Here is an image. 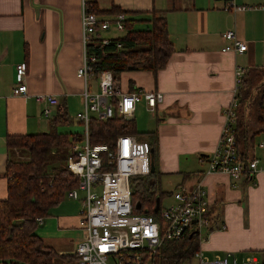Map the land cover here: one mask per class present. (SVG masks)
I'll return each instance as SVG.
<instances>
[{
    "label": "crops",
    "instance_id": "1",
    "mask_svg": "<svg viewBox=\"0 0 264 264\" xmlns=\"http://www.w3.org/2000/svg\"><path fill=\"white\" fill-rule=\"evenodd\" d=\"M227 0H0V200L7 197L5 178L7 137L49 131L46 105L36 95L57 97L75 120L83 108V83L77 77L85 49L83 6L99 11L119 9L139 20L136 29L151 24L153 12L165 13L175 52L157 75L126 72L118 85L124 92L144 90L164 96L156 113L145 101L137 104L153 120L158 152L154 162L160 187L171 194L201 183L211 204L216 227L199 251L209 260L234 254L264 261V133L250 154L258 172L238 182L224 173L207 174L225 125V109L236 98V72L264 69V10L226 11ZM237 6H264V0H235ZM92 8V7H91ZM118 15V14H117ZM116 15L104 20L113 19ZM234 31L247 45L244 53L224 52L223 34ZM109 32L106 38L125 37ZM27 65L28 96H14L16 67ZM146 138V136L144 137ZM167 201L172 202L171 198ZM169 202V203H170ZM168 203V204H169ZM83 207L66 198L38 225L37 234L59 256L54 264H78ZM225 229L218 227L223 226Z\"/></svg>",
    "mask_w": 264,
    "mask_h": 264
},
{
    "label": "built area",
    "instance_id": "2",
    "mask_svg": "<svg viewBox=\"0 0 264 264\" xmlns=\"http://www.w3.org/2000/svg\"><path fill=\"white\" fill-rule=\"evenodd\" d=\"M226 11L247 12L264 10V6H237L235 0H227ZM125 13H119L112 20L100 19L88 5L82 9V32L85 49L84 60L77 70V77L83 83L81 93L83 108L75 116L81 123L84 135L82 142L73 143L67 167L79 179L78 187L67 193L69 199L80 201L83 207L80 227L82 239L76 249L78 264H157L156 255L167 242H182L196 236L199 244L215 227L211 204L201 183L192 189H179L171 196L160 200L158 212L152 216L135 212L132 201L131 180L133 177H147L152 172V148L144 137L123 135L115 141L114 147L91 145L89 125L92 119L102 121L120 117L126 121L135 119L137 104L145 101L149 113H156L157 105L164 96L159 92L137 90L122 91L111 72H102L95 80L93 63L96 59L88 55V45L100 39L104 44L109 32L126 33ZM227 41L224 52L244 53L247 45L240 41L234 31L223 34ZM122 48V44H118ZM27 65L16 67L14 96H28L25 82ZM246 70L236 72V95ZM39 104L46 105L44 117L51 120L60 103L52 95H36ZM238 101L225 109V125L218 149L209 160L207 174L224 173L238 182L258 172L257 160H244L238 152L236 140ZM264 147V142L261 143ZM80 192L83 195H80ZM168 198L172 202L164 205ZM156 209V204L154 211ZM43 218L38 219L42 224ZM225 229L224 225L217 229ZM260 264L257 257L246 258L242 263L234 254H226L209 260L199 251L192 260L181 264Z\"/></svg>",
    "mask_w": 264,
    "mask_h": 264
},
{
    "label": "trees",
    "instance_id": "3",
    "mask_svg": "<svg viewBox=\"0 0 264 264\" xmlns=\"http://www.w3.org/2000/svg\"><path fill=\"white\" fill-rule=\"evenodd\" d=\"M88 6L100 17L110 18L121 13L119 9L102 12L94 4ZM137 22L140 21L128 17L125 37L110 39L108 44L96 39L88 45V55L96 59L93 63L96 81L102 72L107 71L120 85L123 73L151 72L157 75L167 66L175 49L165 13L153 12L148 21L151 26L145 29L137 30ZM119 43L122 48H118ZM258 82L261 84L257 85ZM236 99L238 152L248 161L256 147L257 137L264 133V69L247 71ZM75 122L82 127L66 108L59 106L56 115L49 121L48 132L7 137V197L0 200V264H54L59 256L38 236V219L48 217L53 208L68 198L67 193L78 187L79 179L70 173L67 161L72 154L73 143L82 142L84 135L82 130L75 133L61 130ZM89 135L91 145H107L110 148L114 147L119 136H140L135 119L126 121L117 116L107 121L92 119ZM143 135L147 136L154 151L155 162L157 132ZM159 176L154 171L147 177L132 178L134 209L136 204H141V210L135 209L136 213L156 217V201L169 196L161 190ZM199 249L196 236L182 242H167L159 249L156 263L181 264L192 260Z\"/></svg>",
    "mask_w": 264,
    "mask_h": 264
},
{
    "label": "rangeland",
    "instance_id": "4",
    "mask_svg": "<svg viewBox=\"0 0 264 264\" xmlns=\"http://www.w3.org/2000/svg\"><path fill=\"white\" fill-rule=\"evenodd\" d=\"M123 75V74H122ZM121 75V76H122ZM261 82H258L257 85H260ZM78 111L77 109H75V116L77 115ZM135 120H136V131L138 134H140L141 137H145L143 134L149 133L152 131V126H153V120H151L150 116L148 114H146L144 112L143 109L138 110L136 115H135ZM62 132H66V133H75L78 131L82 130V127L79 126L76 122L73 123L72 125H70V127H62ZM142 134V135H141ZM144 140H147V136L146 138H143ZM80 195L82 196L83 193L80 192ZM170 201H165L164 205L168 204ZM216 217L218 216V214H215ZM215 216H213V218H216ZM218 230V229H216ZM250 256H244V257H240L238 256L237 258L239 259L240 263H242L246 258H249ZM258 259H261L260 257H257ZM187 261L183 262L186 263ZM192 264H196V261H193Z\"/></svg>",
    "mask_w": 264,
    "mask_h": 264
},
{
    "label": "water",
    "instance_id": "5",
    "mask_svg": "<svg viewBox=\"0 0 264 264\" xmlns=\"http://www.w3.org/2000/svg\"><path fill=\"white\" fill-rule=\"evenodd\" d=\"M151 159H152V164H151L152 165V172H154L155 171V166H154V151L153 150H152V157H151ZM159 205H160V199H158L156 201V209H155L154 213H157L158 212ZM135 209L137 211H140L141 210V204L140 203L136 204Z\"/></svg>",
    "mask_w": 264,
    "mask_h": 264
}]
</instances>
